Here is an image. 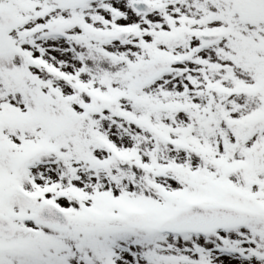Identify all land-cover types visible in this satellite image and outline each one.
I'll list each match as a JSON object with an SVG mask.
<instances>
[{
    "label": "snow or ice",
    "instance_id": "1",
    "mask_svg": "<svg viewBox=\"0 0 264 264\" xmlns=\"http://www.w3.org/2000/svg\"><path fill=\"white\" fill-rule=\"evenodd\" d=\"M0 264H264V0H0Z\"/></svg>",
    "mask_w": 264,
    "mask_h": 264
}]
</instances>
